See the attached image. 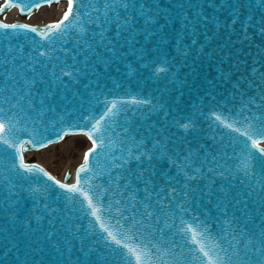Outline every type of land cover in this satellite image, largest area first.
Returning <instances> with one entry per match:
<instances>
[{"label": "water", "instance_id": "obj_1", "mask_svg": "<svg viewBox=\"0 0 264 264\" xmlns=\"http://www.w3.org/2000/svg\"><path fill=\"white\" fill-rule=\"evenodd\" d=\"M64 1L65 11L67 0ZM15 2L16 0H2L0 7ZM183 2L184 0H155L162 14L170 12L173 15L179 11L175 5ZM102 3L103 0H87L81 4L77 0L74 13H85L86 10L95 16L97 12L93 9L102 12ZM11 8L13 7H4L3 12ZM16 8L21 16L27 17ZM62 15L63 13L56 21ZM80 19L87 22L80 35L83 32L90 35L92 24L89 16L84 14ZM0 21L27 23L40 28L49 24H31L22 20L9 22L1 18ZM72 23L75 25V21ZM114 27L109 29V35L114 34ZM17 35L18 40L0 36V108L17 121V130L8 135L10 143L35 141L25 144V147L28 150L39 149L42 148L41 143L48 145L61 140L57 133L64 138L72 133L92 131L91 124L102 115L106 116L100 125V131L95 134L103 137V142L97 139V151L89 158L90 170L81 174L82 188L87 190L90 185L99 192V203L103 206L101 222L113 231L115 229L112 226L117 220L124 229L134 227L142 238L155 245L151 252L155 264H199L198 261L189 260V247H181L183 241L173 227V224L179 226L181 219L191 221L196 217L199 222L207 223L208 230L213 235L221 233L222 227L226 230L223 233L224 240L217 238L216 243L227 249L234 264H253L254 256L248 245L254 242L257 248L261 247V229L264 228V221L252 211L253 207L259 208L255 203L257 194L264 192V138H260L256 148L250 149L247 174L241 169V161L237 157L244 150L246 136L240 135V132L247 128L245 121L256 124L259 119L264 118V87H257L252 83L255 73L250 72L256 59H264L256 56L255 47L245 48L239 57L241 64L238 70L234 61L227 59V50L222 65L217 57L202 59L199 53L193 54L195 58L189 56L185 60L177 54L173 40L175 30L169 26L165 35L168 43L165 45L159 44V35L147 41L140 37L134 47L125 45L121 49L123 55L110 63L89 61L84 64L88 53L82 45H77L76 31H69L59 40L55 36L45 40L40 35L27 32H18ZM185 43H188L187 39ZM17 44L21 46L25 56L35 57L45 65L43 68L37 66V71L44 74L45 80L44 84L36 85L39 90L37 96L43 94L53 71L59 74L62 67L71 70L73 66L82 69L71 79L63 77V83L53 87L54 95L46 101L43 115L39 114L38 98L32 101L31 106L26 100L17 103V98L23 93V80L20 76L16 77L19 81L17 84L6 79L12 64L4 62L5 54L10 47L15 49ZM257 46L264 49V44L259 41ZM212 48H215V44ZM33 49L36 51L33 52ZM40 51L46 55L40 57ZM161 51L165 55H161ZM8 58L10 60V56ZM165 58L171 67L167 71L154 73L153 66L166 67L163 64ZM15 63L25 79H30L33 74L32 65L19 68L24 63L22 59H17ZM210 63L212 67H209ZM221 71H224V79H221ZM260 71L264 72V68H260ZM237 77L241 78L238 86ZM260 83L264 85V81ZM112 104H116V107L112 112H106ZM213 113L222 115L225 123L239 128L240 132L215 121ZM189 115L195 124L187 131L173 124L174 119L179 120ZM184 122L188 123L187 120ZM161 135L168 138L169 148H174L181 154L192 150L201 160L208 161L205 168L217 167L222 170L223 176L216 177V185L231 184L233 187L230 191L233 194L250 192L255 188L256 192L251 200L244 197L249 200V215L244 216L243 205L230 204L228 216L225 217L215 198L200 197L198 193L195 199L189 195L186 201L181 178H177L171 186L175 188L172 192L159 175L153 177L150 200L146 199L143 184L133 180V186L141 189L135 194L134 204H128L126 200L119 205L112 204L118 197L110 190L116 188L110 178L121 171L112 165L119 162L118 158L133 154L132 150L138 145L151 148L152 143ZM90 147L91 141L85 151ZM13 151L14 148L0 144V264H124L115 245H108L101 238L105 234L96 221L86 214L90 210L86 203H81L82 198L65 192L35 171H17ZM24 161L27 164H38L56 180L69 185L75 183V171L83 162L82 160L75 167L70 181L72 172H68L71 173L69 178L66 179L65 174L61 180L33 158L26 160L24 157ZM128 167L135 168V162H130ZM163 169L169 175H175V169H168L166 164ZM83 177L91 179L86 183ZM204 182H194L193 186L199 184L202 187ZM123 183L121 180V191ZM160 188L165 190L161 192ZM146 210L151 213L150 216L145 215ZM235 221L242 222L237 226ZM238 229H243L242 235ZM73 234L81 239L73 240ZM233 235L236 237L237 250L228 246ZM243 236L248 237V240L241 242ZM245 248L249 252L247 261L244 260V252L239 251ZM255 255H259V252ZM227 262L228 256H225V264Z\"/></svg>", "mask_w": 264, "mask_h": 264}, {"label": "snow or ice", "instance_id": "obj_2", "mask_svg": "<svg viewBox=\"0 0 264 264\" xmlns=\"http://www.w3.org/2000/svg\"><path fill=\"white\" fill-rule=\"evenodd\" d=\"M55 2L58 3L59 0H55ZM85 2L87 0H79L81 4ZM51 3H53V0H16L13 4H6L0 7V13L4 11V7H18L22 14L30 18L33 9H39L45 4L50 6ZM75 3H77V0H67V8L63 12L62 17L56 22L44 25L43 28L27 23H5L0 21V36L18 40V32H27L40 35L45 40H49L54 36L59 40L66 36L69 31H76L77 45H82L88 53L83 63L95 61L101 64L110 63L120 58L123 55L121 49L125 45L129 48L134 47L139 42L140 37L147 41L151 37L159 35V44H167L168 41L165 39V35L169 26H172L175 30L173 40L177 54L184 57L185 60L189 56L195 58L193 54L199 53L202 59L206 57L211 60L212 56L217 57L222 65L225 62L224 53L227 50V59L234 61L238 70L241 64L239 57L243 54L245 48L251 49L255 47L256 56L264 57V49L257 46V41L260 44H264V0H184L183 3L175 5L179 9L175 15L170 12L162 14L155 0H151V2L149 0H103V11L93 9L94 12H97L95 16L87 13L86 10L85 13H74ZM84 14H87L91 20L92 28L90 35L88 32H83V35H80L84 25L87 23L80 19V16ZM72 21H75V25ZM113 26H115L114 34L109 35V29H112ZM153 28L155 29L154 31L152 30ZM186 39L188 43H185ZM213 44H215V48H212ZM237 45L240 47L238 48ZM208 49L211 51H206ZM35 51L36 49H33V52ZM139 51L143 52L142 49ZM38 55L44 57L46 53L40 51ZM161 55H165V53L161 51ZM93 57L95 60H93ZM17 59L24 60V63L19 65V68H25L29 64L32 65L33 74L30 79H25L24 74L17 68L15 63ZM4 62L7 64L11 62L12 64L6 75V79L11 80L13 84L19 83L16 79L17 76H20V79L23 80V93L17 98V103L20 100H26L29 106H31L32 101L38 98L40 115H43L46 110V101L54 95L52 91L53 87L62 84L63 77L71 79L74 74L78 75L82 71V69H77L74 66L71 70L62 67L59 74L53 71L51 78L47 81V87L44 89L43 94L37 96L39 90L36 89V85L38 83H45L44 74L37 71V66L43 68L45 65L41 64V61L35 59V57L25 56L19 44L15 46V49L12 47L8 49ZM163 64L166 67L156 68L153 66V72L167 71L171 67L166 58ZM212 66L210 63L209 67ZM260 68H264V59H256L255 63L251 66L250 72L255 73L252 76V83L256 84L257 87H264L260 83L264 81V72H261ZM220 76L221 79L225 78L224 71H221ZM228 79L230 80L231 77L229 76ZM240 79V77H237V86L240 83ZM115 107L116 104H112L111 107L106 109V112H112ZM106 118V116L102 115L94 124H91L92 131L78 133L86 136L91 141L92 147L83 153V162L75 171L76 181L72 185L56 180L38 164H27L24 161L22 152L28 150L25 144L35 143V141H24L16 144L9 142L8 135L14 134L17 130V121L12 115L5 113L3 108H0V144L14 148L13 157L17 171L22 170L25 173H33L35 171L42 174L47 180L53 181L54 184L65 190V192L72 193L77 198H82L81 203H86L87 209L90 210L86 214L96 221L101 232L105 234L101 238L105 240L106 244L115 245L124 264H155L151 255L152 250L155 249V245L142 238V235L134 227L124 229L119 220L112 226L115 231L106 227L101 222L100 213L103 211V206L99 203L101 198L98 190L90 185L87 187V190L81 186V174L90 170L89 158L97 151V139L103 142V137H97L95 134L100 131V125ZM212 118L215 121L224 123L225 127L240 132L239 128H234L231 124L225 123L222 115L213 113ZM185 120L188 123H185ZM173 124L177 128L187 131L190 126L194 127L195 121L189 115L179 120L174 119ZM245 124L247 128L244 132H240V135L246 136L244 150L242 155L237 157V159L241 161V169L247 174V169L250 167V149L256 148L260 142V138H264V118L259 119L256 124H250L246 120ZM105 127H109V125H105ZM67 134L69 133H64V135ZM57 136L63 139L60 133H57ZM46 146L44 143L40 144V147ZM132 152L133 154L118 158L119 162L112 165L113 168L121 169L116 176L110 178L116 184V188L110 190L118 197V199H114L111 202L112 204L119 205L125 200L128 204H134L135 194L141 189L133 186V180L143 184L146 199L150 200L153 177L159 175L164 184L169 186L172 192L175 191V188L171 186L177 181V178H181L183 196L186 201L189 195L195 199L198 193L200 197L215 198L218 207L223 209L222 215L225 217L228 216L227 209L230 204H235L236 206L243 205L244 216L249 215V200L252 199V195L256 192V189L252 188L250 192L244 191L233 194L230 191L233 187L231 184L221 183L220 185H216V177L223 176V171L218 170L217 167L205 168L208 161L206 159L201 160L192 150H188L186 154H181L174 148H169L168 138L161 135L159 139L152 143L151 148L138 145ZM130 162H135V168L128 167ZM165 164L168 169H175L174 176L164 171L163 165ZM70 175L71 173H66L65 178H69ZM90 179V177H83L86 183ZM121 180L124 181L122 185L123 191H121ZM197 181L205 182L202 187L199 184L193 186L194 182ZM164 190V188H160L161 192ZM90 192L91 195L89 194ZM244 197H249V200H245ZM255 203L259 205V208L253 207L252 211L257 218L264 221V192L257 194ZM145 215L150 216L151 213L146 210ZM241 222L235 221L237 226ZM136 223H139V221H136ZM173 227L176 228V234L183 241L181 247H189V260L198 261L199 264H225V256H228L227 264H234L233 257L228 255L227 249L216 243L217 238L221 241L224 240L223 233L226 230L223 227L221 228V233L213 235L208 230L207 223L199 222L196 217H193L191 221L181 219L179 226L173 224ZM245 227H247L246 224ZM238 232L242 235L243 229H238ZM261 236L260 248H257L254 242L248 245L252 249V255L254 256L253 264H264V228L261 229ZM72 239L80 240L81 238L73 234ZM247 240L248 237L243 236L241 242ZM235 241L236 237L233 235V240L228 245L229 248L237 250ZM67 250L70 251L71 249ZM239 251L244 252V260L247 261L249 256L247 248L239 249ZM256 252H259V255H255Z\"/></svg>", "mask_w": 264, "mask_h": 264}, {"label": "rangeland", "instance_id": "obj_3", "mask_svg": "<svg viewBox=\"0 0 264 264\" xmlns=\"http://www.w3.org/2000/svg\"><path fill=\"white\" fill-rule=\"evenodd\" d=\"M63 3L59 0L58 3H51L50 6L44 5L46 7V13L44 15L34 16L36 10L31 14L30 18L28 16L22 17L17 10V13L13 16L8 14V12L11 11L9 10L6 13H2L0 18L5 21L22 20L32 24L53 23L62 14L61 9L64 8ZM262 143L264 145V141ZM88 146H90L88 138L77 133L48 144L46 147L30 149L24 153L27 160L33 158L44 165L53 175L63 179L66 173L74 172L75 167L83 160V153Z\"/></svg>", "mask_w": 264, "mask_h": 264}, {"label": "bare ground", "instance_id": "obj_4", "mask_svg": "<svg viewBox=\"0 0 264 264\" xmlns=\"http://www.w3.org/2000/svg\"><path fill=\"white\" fill-rule=\"evenodd\" d=\"M64 1H61V3H63ZM63 6H65V2L63 3ZM43 7V8H42ZM42 7H40L39 8V10L38 9H36L33 13H34V16L35 15H44L45 13H46V7L45 6H42ZM15 8V9H14ZM13 9V10H12ZM9 10H11V11H9ZM62 11H63V8L61 9ZM7 11H9L8 12V14H11V15H13V16H15V14L17 13V9H16V7H13V8H11V9H7L6 11H5V13L7 12ZM4 13V12H3ZM17 16V15H16ZM23 17V16H22ZM263 144V143H262ZM24 157H25V159H26V156H25V153H24ZM73 179V172H72V176H71V178L69 179L70 181Z\"/></svg>", "mask_w": 264, "mask_h": 264}]
</instances>
